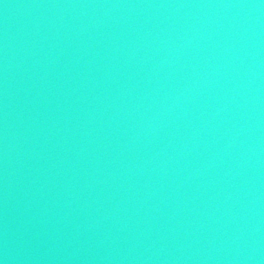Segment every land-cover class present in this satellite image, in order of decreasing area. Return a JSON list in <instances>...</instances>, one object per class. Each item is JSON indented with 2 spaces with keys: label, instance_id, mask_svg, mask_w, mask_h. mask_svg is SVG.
I'll use <instances>...</instances> for the list:
<instances>
[{
  "label": "water",
  "instance_id": "water-1",
  "mask_svg": "<svg viewBox=\"0 0 264 264\" xmlns=\"http://www.w3.org/2000/svg\"><path fill=\"white\" fill-rule=\"evenodd\" d=\"M0 264H264V0H0Z\"/></svg>",
  "mask_w": 264,
  "mask_h": 264
}]
</instances>
